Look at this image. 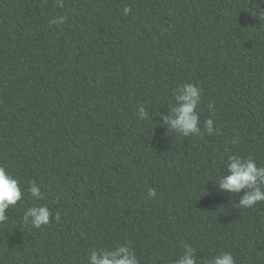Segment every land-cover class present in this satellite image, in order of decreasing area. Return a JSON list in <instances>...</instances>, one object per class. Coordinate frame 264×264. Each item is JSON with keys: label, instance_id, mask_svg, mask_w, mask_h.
Returning a JSON list of instances; mask_svg holds the SVG:
<instances>
[{"label": "trees", "instance_id": "trees-1", "mask_svg": "<svg viewBox=\"0 0 264 264\" xmlns=\"http://www.w3.org/2000/svg\"><path fill=\"white\" fill-rule=\"evenodd\" d=\"M259 12L264 0H0V164L23 191L0 224V264H88L120 244L140 264H174L185 242L198 264L221 251L264 264V202L241 208L243 190L214 187L230 154L264 165ZM184 83L202 89L213 134L159 123ZM34 204L50 224L23 223Z\"/></svg>", "mask_w": 264, "mask_h": 264}, {"label": "clouds", "instance_id": "clouds-1", "mask_svg": "<svg viewBox=\"0 0 264 264\" xmlns=\"http://www.w3.org/2000/svg\"><path fill=\"white\" fill-rule=\"evenodd\" d=\"M58 5L63 7V0H57ZM131 8L125 6L123 13L129 15ZM264 16V12H259ZM67 21L66 16H58L50 21L51 24H62ZM202 89L193 83H184L174 90L173 101H170L167 112L159 111V123L167 126V131H174L183 137L211 135L217 129L214 119L209 117L200 126L199 105L202 101ZM208 108L214 112V104L209 103ZM155 115V116H156ZM140 120L150 118L146 107L141 104L137 109ZM232 144L239 143V137H233ZM226 174L214 179V187L219 192L239 194L238 205L241 208H252L260 202H264V165L250 155L230 154L227 156ZM30 197L35 201L44 199L43 191L35 180L29 182L26 189ZM208 191V190H207ZM157 195L156 189H147L148 198ZM23 191L20 181L6 166L0 164V224L7 222L9 208L22 200ZM52 210L46 204H34L28 207L23 214V223L34 228H41L51 223ZM55 219H60L59 212L55 213ZM88 264H140L135 250L128 244H120L111 249H94L88 254ZM174 264H198L196 249L190 243L182 244V253ZM204 264H237L236 258L230 251H221L204 261Z\"/></svg>", "mask_w": 264, "mask_h": 264}]
</instances>
